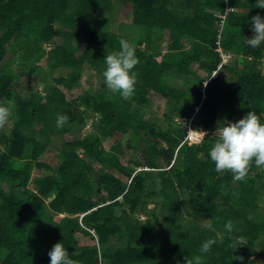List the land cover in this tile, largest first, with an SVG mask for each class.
Segmentation results:
<instances>
[{
	"label": "trees",
	"instance_id": "trees-1",
	"mask_svg": "<svg viewBox=\"0 0 264 264\" xmlns=\"http://www.w3.org/2000/svg\"><path fill=\"white\" fill-rule=\"evenodd\" d=\"M121 2L131 25L114 17ZM256 3L0 0V100L15 104V122L0 128V264H50L57 242L79 264H185L207 239L216 243L204 264H264V169L236 181L208 156L221 123L264 113V43L245 42L252 17H264ZM121 38L139 60L133 97L82 87L88 69L104 80ZM21 41L18 74L6 58ZM43 58L60 74L31 89ZM57 114L68 117L61 128ZM120 134L135 150L129 162ZM48 152L55 165L40 161ZM97 171L105 198L93 195Z\"/></svg>",
	"mask_w": 264,
	"mask_h": 264
},
{
	"label": "clouds",
	"instance_id": "clouds-1",
	"mask_svg": "<svg viewBox=\"0 0 264 264\" xmlns=\"http://www.w3.org/2000/svg\"><path fill=\"white\" fill-rule=\"evenodd\" d=\"M256 8L264 9V0H257ZM252 38H245V42L252 48L259 47L264 43V17L256 15L252 17ZM120 50L105 56L106 65L102 75L107 90L112 95H119L124 100L133 97L137 84V76L132 71L139 63L136 56L135 45L121 38ZM206 86V85H205ZM15 108L14 101L8 98L0 100V128H3L12 116ZM255 111H250L238 122H224L219 125L214 136L217 137L212 143L208 156L214 163L216 172H230L236 181L244 180L249 174L253 164L256 168L264 169V123L261 116ZM68 122L66 115L57 114L56 124L58 128ZM199 137L205 138L208 133L203 130H189ZM157 190L162 185L161 181H155ZM228 232L233 230V223L225 224ZM216 243L214 239H207L200 246L201 255L191 258L185 257V264H204L203 255L211 251ZM50 264H79V261L70 258L68 250L63 243L57 242L48 252ZM235 259L243 260L242 257Z\"/></svg>",
	"mask_w": 264,
	"mask_h": 264
},
{
	"label": "rangeland",
	"instance_id": "rangeland-1",
	"mask_svg": "<svg viewBox=\"0 0 264 264\" xmlns=\"http://www.w3.org/2000/svg\"><path fill=\"white\" fill-rule=\"evenodd\" d=\"M132 10V6L129 4H126L124 2H121L119 5L115 4L114 7V17L115 19H117L119 23H124V24H129L131 25L132 23H130L131 21V17H130V12ZM231 10V9H229ZM22 42H19L17 45H15L12 50H10L9 54L7 55L6 58V63H11V68L16 71L18 74L21 73L24 70V66H21L19 63V50L22 46ZM146 43H143L141 46H145ZM49 47L50 45H45L44 49H46V51H49ZM185 48L188 49L189 45L186 44ZM158 59H162L161 57H158ZM46 60L45 58H43L41 61L33 64L34 68L36 69L39 65H41L42 68L38 69L35 73V76L33 77V79L30 81L29 85L31 87V89L34 88H41L42 90H44V88L50 83L52 82L53 78L58 77L59 76V72L56 70L55 72H49L47 65H46ZM193 69V71H196L199 74H203V69H201L199 67V65H192L191 67ZM18 79V78H17ZM81 86L90 90H94L97 87H102L105 83L104 80L101 76H99L98 74H95L94 71H92L91 69H88L84 72L82 78H81ZM28 85V87H29ZM43 92V91H42ZM77 94V93H74ZM153 97V96H152ZM166 104V100L163 99L162 97L157 101V104H155L154 106L160 110L163 111L162 108L163 106L165 107ZM158 116H161V113H158ZM188 125H191L192 123V118L188 119ZM15 121H13L11 118L9 119V122L6 124L7 126H9V128H11V126L13 125ZM190 130H192L190 128ZM90 131V128H85L84 131L82 132V134H87ZM190 136H196L194 135V132H189ZM114 142L116 144L118 143H122L126 149L125 151V155L123 156L124 159H126V161L129 162V160H132L133 155H134V149H130L127 148V143H126V137L123 135H117L115 136ZM112 142V145H114L115 143ZM56 157H55V153L54 152H48L45 153L40 161L43 163H48L50 165H55L56 164ZM96 169L99 170L100 169V165L96 164ZM167 170V169H166ZM100 171L97 172H93L92 174L89 175V180L92 184V189H93V195L95 197H107L106 192L102 189L101 184H100ZM149 214H145L144 217H147Z\"/></svg>",
	"mask_w": 264,
	"mask_h": 264
},
{
	"label": "built area",
	"instance_id": "built-area-1",
	"mask_svg": "<svg viewBox=\"0 0 264 264\" xmlns=\"http://www.w3.org/2000/svg\"><path fill=\"white\" fill-rule=\"evenodd\" d=\"M223 63H227L228 62V60H229V56L228 55H226V54H223ZM215 73V72H214Z\"/></svg>",
	"mask_w": 264,
	"mask_h": 264
}]
</instances>
